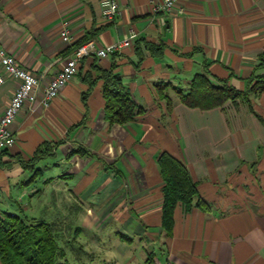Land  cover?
Wrapping results in <instances>:
<instances>
[{
  "label": "crops",
  "instance_id": "crops-1",
  "mask_svg": "<svg viewBox=\"0 0 264 264\" xmlns=\"http://www.w3.org/2000/svg\"><path fill=\"white\" fill-rule=\"evenodd\" d=\"M115 1L118 16L106 21L99 0H0V46L39 77L41 88L75 46L137 34L120 54L84 58L46 107L23 105L9 126L14 144L0 153V200L31 201L60 184L62 206L74 201V236L104 238L94 264H264V93L251 99L263 123L242 102L203 111L178 96L205 70L212 82L225 80L238 91L252 75H264V0H177L162 21L149 0ZM63 21L69 43L58 34ZM105 73L119 77L141 109L124 125L104 119ZM16 87L10 77L0 84V114ZM43 144L54 147L29 180L21 162ZM75 149L83 154L66 158ZM161 152L183 163L210 206H176L170 235L160 227ZM63 212L56 214L63 219ZM65 252L69 263L82 262Z\"/></svg>",
  "mask_w": 264,
  "mask_h": 264
},
{
  "label": "trees",
  "instance_id": "trees-1",
  "mask_svg": "<svg viewBox=\"0 0 264 264\" xmlns=\"http://www.w3.org/2000/svg\"><path fill=\"white\" fill-rule=\"evenodd\" d=\"M259 62V66H264V53L259 55ZM102 78L104 119L109 125H124L141 113V109L129 97L119 77L105 73ZM262 93L264 75H252L246 90L238 91L225 80L212 82L205 70L203 73L195 74L187 92L179 91L178 96L182 105L203 111L222 108L228 101L242 102L247 104L250 112L263 123L251 106V97L255 98ZM53 147L43 144L36 149L32 159L21 162L23 169L30 172L29 180L34 179L39 173L38 169H34L36 161L51 153ZM76 153L83 154L81 150L75 149L69 156L72 157ZM156 164L162 179L160 227L166 235H170L176 206L180 205L185 210L196 207L203 212L209 211L210 206L198 194L197 183L191 179L180 160L167 152H161L156 158ZM59 227L53 220L1 212L0 264H72L67 261L65 252V248H70L69 241L64 239ZM74 233L75 231L72 232L73 236ZM118 237L127 239L121 235Z\"/></svg>",
  "mask_w": 264,
  "mask_h": 264
},
{
  "label": "built area",
  "instance_id": "built-area-1",
  "mask_svg": "<svg viewBox=\"0 0 264 264\" xmlns=\"http://www.w3.org/2000/svg\"><path fill=\"white\" fill-rule=\"evenodd\" d=\"M176 1L149 0L150 12L155 16H160L162 21V16L171 11ZM99 8L101 17L106 21H113L118 16V5L115 0H99ZM58 34L63 42H70L67 22H61ZM136 37L137 34L134 31H129L121 38L102 47H96L91 40L75 46L65 59L61 69L44 88H41L39 77L20 67L15 59L0 46V84L6 77L17 82V87L8 105L0 114V153L8 150L14 144V136L10 132L9 126L24 104L37 103L41 107H46L76 75L78 65L84 58L88 56L105 58L120 54L132 44Z\"/></svg>",
  "mask_w": 264,
  "mask_h": 264
},
{
  "label": "rangeland",
  "instance_id": "rangeland-1",
  "mask_svg": "<svg viewBox=\"0 0 264 264\" xmlns=\"http://www.w3.org/2000/svg\"><path fill=\"white\" fill-rule=\"evenodd\" d=\"M255 98L251 97V99H255ZM69 154L67 155L66 158L70 157ZM37 185H39L38 188L41 190L42 185L40 183H37ZM59 185L55 183L47 185L46 187H44L43 191L41 192L39 191V194H37V196L34 197L33 200L30 199L31 201H29L27 197L24 198L19 197V199L17 200L19 204L12 202L8 203V200L6 199L0 200V213L3 211H7L10 213L11 212L17 213L20 216L23 214L28 216L27 214H25L26 213L25 211L27 210L29 214L28 217L34 215L43 218L45 217L46 213L49 217L53 216L52 219L57 223L58 227L60 226L59 229H61L64 239H67L69 241L68 244L70 245V248L69 247H68L69 249L65 248L67 249V252H71L68 253L69 260H73L72 256L73 257L79 256L81 257L80 259L82 261L80 262V264H94L92 262H95L94 259H96L97 261L96 256L102 255V248L104 246V243L101 242H103L104 238H101L102 239L101 240L100 237H97L96 235H92V233L90 234L85 233L84 231H82L81 234H79L78 236L72 235V232L74 230V225H76V223L77 225H79L78 220L77 222L76 220L75 221L73 220V216L75 214V213L73 214V212L75 211V205L73 203L74 201L71 200V202H69L67 200L69 198L65 197L67 198L66 200L68 201V206L65 207L62 206L64 199H62L63 198L61 196L62 193H60L59 195L58 188L60 189L61 187V185L60 186ZM35 192L36 190L34 191V193ZM62 195L64 196V194ZM48 206L50 208L49 212H47ZM29 208L31 209L32 212L33 211L34 212L31 213ZM57 210L62 212L64 211L63 219L60 215L56 214V212H58ZM83 224L86 227H88L89 225L87 221H84ZM81 248H83V250H85L87 253L85 254L80 253Z\"/></svg>",
  "mask_w": 264,
  "mask_h": 264
}]
</instances>
